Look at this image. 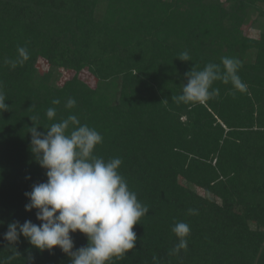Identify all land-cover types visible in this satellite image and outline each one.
Returning <instances> with one entry per match:
<instances>
[{
    "label": "trees",
    "instance_id": "1",
    "mask_svg": "<svg viewBox=\"0 0 264 264\" xmlns=\"http://www.w3.org/2000/svg\"><path fill=\"white\" fill-rule=\"evenodd\" d=\"M249 23L260 25L258 39L244 32ZM21 46L30 59L13 69L5 61ZM184 51L189 62L178 59ZM225 56L239 60L246 91L216 81L219 96L206 104L172 100L195 66ZM59 69L75 76L58 86ZM84 71L98 80L95 90L80 81ZM0 82L9 108L0 113V261L70 264L61 249L40 252L22 235L9 262L4 234L13 222L40 223L36 209L25 210V193L47 182L29 128L46 134L76 115L103 137L94 154L119 157L120 174L149 208L133 227L135 248L113 264H154V256L159 264H264V0H0ZM177 222L190 226L188 247L170 255ZM70 236L73 251L88 245L84 234Z\"/></svg>",
    "mask_w": 264,
    "mask_h": 264
},
{
    "label": "clouds",
    "instance_id": "2",
    "mask_svg": "<svg viewBox=\"0 0 264 264\" xmlns=\"http://www.w3.org/2000/svg\"><path fill=\"white\" fill-rule=\"evenodd\" d=\"M17 53L15 60L5 61L13 69L30 59L26 47H18ZM178 59L189 62L191 57L184 51ZM239 68V60L227 56L221 58L220 64L208 63L202 70H197L195 66L186 74L187 83L182 85L181 94L173 96L172 100L177 104L193 106L206 104L219 96V89L213 87L216 81L230 83L234 89L244 92L247 85L238 75ZM52 103L59 105L60 100L53 99ZM75 106L73 98L65 104L66 109ZM8 109L0 82V113ZM46 116L54 120L56 109L50 107ZM33 125L29 128L30 151L39 166L46 170L47 182L35 184L31 192L25 193L29 200L25 210L36 209V219L40 223L27 220L23 224L17 221L8 225L4 240L13 252L8 261L19 255L14 245L21 235L40 252L61 249L69 256L70 264H113L114 259L125 258L136 245L133 227L147 216L149 208L139 201L120 174L122 160L113 157L106 161L95 155L103 137L96 129L81 124L76 115L51 123L46 134L38 132L37 126ZM188 212L190 215L197 214L191 208ZM77 231L88 238V245L73 251L74 242L70 233ZM172 231L178 243L170 255H178L188 247L190 226L177 222ZM153 261L159 264L155 256ZM0 264L6 262L0 261Z\"/></svg>",
    "mask_w": 264,
    "mask_h": 264
},
{
    "label": "rangeland",
    "instance_id": "3",
    "mask_svg": "<svg viewBox=\"0 0 264 264\" xmlns=\"http://www.w3.org/2000/svg\"><path fill=\"white\" fill-rule=\"evenodd\" d=\"M259 26L260 25L256 24V23H249V25H247L246 28L244 29V32L247 34V36L254 38V39H258L260 37ZM37 68H38L39 73L41 75L47 74L50 70L49 64L43 59H40L38 61ZM74 76H75V72L72 70L59 69L57 71H54V77L53 78L55 81H57L58 86H62V85H64V83L66 81L71 80ZM79 79L84 86H86L87 88H89L92 91L95 90L97 85H98V80L89 71L82 72L79 75ZM189 186L192 189H195L200 195H202L208 199H211V200L215 199L211 194L205 192L204 190L197 189L192 185H189Z\"/></svg>",
    "mask_w": 264,
    "mask_h": 264
}]
</instances>
